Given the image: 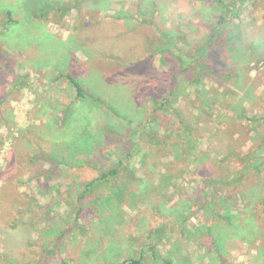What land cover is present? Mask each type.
Returning <instances> with one entry per match:
<instances>
[{
    "label": "rangeland",
    "instance_id": "obj_1",
    "mask_svg": "<svg viewBox=\"0 0 264 264\" xmlns=\"http://www.w3.org/2000/svg\"><path fill=\"white\" fill-rule=\"evenodd\" d=\"M239 1L0 0V264H219L209 233L264 264V0Z\"/></svg>",
    "mask_w": 264,
    "mask_h": 264
},
{
    "label": "trees",
    "instance_id": "obj_2",
    "mask_svg": "<svg viewBox=\"0 0 264 264\" xmlns=\"http://www.w3.org/2000/svg\"><path fill=\"white\" fill-rule=\"evenodd\" d=\"M244 1H246V0H240L239 2L240 3H243ZM70 8L67 7V8L64 9V11L70 10ZM41 10L44 11V12H42L41 14H39L40 17L41 16H45L46 15V12L51 11L52 10V6H50V5H44L42 7V9H40V11ZM6 15H7V21L9 22L10 25H13V23H17L16 21H13L10 18V12L9 11L6 12ZM34 15L37 16V14H34ZM1 26H2L1 29L4 30V31H7L8 28H9V25H7V23H3ZM0 34H1V31H0ZM110 37H111L110 35H106L105 34V36L104 37H101V38L111 39ZM113 37H115L114 39H116V38L121 37V36L115 35ZM101 47H102V49L100 51V54L106 56V49L105 48H107V45L106 46L105 45H102ZM114 57H116V56H114ZM57 78H65L74 87L75 92H76V98L77 99L84 98L86 96V94L83 93V88L81 87L79 81L73 75H71L70 72L67 73V74H65V75L59 74ZM96 103H97V101H96ZM41 154H42V156L45 159H47V160L49 159L50 161L52 160L49 155L43 154V153H41ZM42 156H40L41 159H42ZM117 173H118L117 168H113V169H110L107 172H103L97 178H94L93 180H91L87 184V187L92 188L100 180L107 179L109 176H115V175H117ZM206 183H208V182H206ZM259 208H262V209L264 208V196L262 198V201L256 203L255 210L256 209H259ZM207 210L213 211V215H211L212 216L211 217V221L221 220L222 222L228 221L227 224L230 223V221H231L230 219L232 217L231 216H228V215L225 216V217H222V214L218 212L217 208H215V206H211L210 203L208 205V209ZM207 229L210 230V227H207ZM162 231H164L163 228H160V229L156 230V234L162 235ZM209 236H211L213 238L212 239V241H213L212 248L217 253V259H218L219 264H227L225 262V259L222 257L221 252L219 251V248L216 245L215 238L213 237V235L211 233H209ZM150 250L152 251V257H153L154 260L160 259V260H163V262L168 263L167 260H166V258L163 257L159 252L156 251L155 246L152 245L150 247ZM142 260H143V255L142 254H139L138 256H135V257L130 258L129 259V264H141L142 263ZM169 263H172L173 264V261L170 260ZM119 264H125V263H119Z\"/></svg>",
    "mask_w": 264,
    "mask_h": 264
}]
</instances>
